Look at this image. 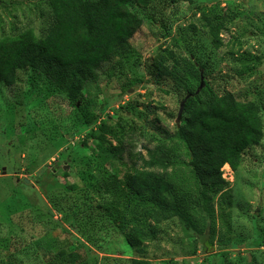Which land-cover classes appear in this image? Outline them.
Listing matches in <instances>:
<instances>
[{
  "label": "rangeland",
  "instance_id": "rangeland-1",
  "mask_svg": "<svg viewBox=\"0 0 264 264\" xmlns=\"http://www.w3.org/2000/svg\"><path fill=\"white\" fill-rule=\"evenodd\" d=\"M213 5L225 16L220 47L213 44L203 20V11ZM50 20L47 0H0V38L25 29L43 37ZM124 20L130 51L105 63L98 80L85 87L103 109L100 121L124 127L122 161L106 156L65 94L47 95L23 71L15 85L0 83V264H131L138 258L117 227L94 218L97 224L83 229L86 240L73 226V217L88 207L86 195L94 204L100 201L99 167L123 177L133 166H142L141 154L148 158V147L162 143L165 130L179 125L186 92L156 70L158 61L172 65L168 50L194 51L208 62L213 82L241 101L262 105L264 122V0H176L173 6L156 2ZM247 52L260 55L263 62L240 75L242 65L233 55ZM183 77L198 89L199 82ZM127 104L136 108L134 114L125 110ZM255 154L240 171L222 167L225 189L233 199V247L219 249L215 244L206 250L201 237L176 219L164 223L159 239L149 242L148 259L264 264V139ZM77 220L85 222V217Z\"/></svg>",
  "mask_w": 264,
  "mask_h": 264
},
{
  "label": "trees",
  "instance_id": "trees-1",
  "mask_svg": "<svg viewBox=\"0 0 264 264\" xmlns=\"http://www.w3.org/2000/svg\"><path fill=\"white\" fill-rule=\"evenodd\" d=\"M175 1L47 0L51 20L45 36L25 29L0 38V83L7 87L15 85L23 71L29 73L34 85L40 82L47 95L65 94L80 115L82 125L91 128L89 136L106 156L122 161L124 127L117 123L114 128L109 121H100L103 109L98 108L96 97L85 93V87L98 80V72L105 63L130 51L131 43L122 30L127 15L156 2L173 6ZM205 10L204 25L213 44L220 47L224 11L219 5ZM168 52L172 65L158 61L156 70L182 86L185 97L191 94L179 125L173 131L165 130L164 141L148 147V158L141 154L142 166H133L123 177L99 167L100 201L94 204L86 195L88 207L75 210L77 216L73 217V226L86 240L89 237L84 232L88 229L85 225L97 224L92 223L94 218L117 227L138 255L131 259V264H178L173 260L156 263L147 255L148 244L159 239L162 225L176 219L201 237L206 250L215 244L219 249L233 247V199L231 191L225 189L228 182L222 176V167L240 171L256 155L255 149L264 139L262 105L258 101H241L233 91L213 82L208 62L194 51ZM233 56L242 65L240 75L263 62L260 55L250 52ZM202 71L207 79L196 93L183 74L200 85ZM175 92L180 93L177 89ZM124 108L132 114L136 112L131 104ZM107 135L118 144H113ZM83 217L85 222L77 220ZM220 227L225 231L219 233Z\"/></svg>",
  "mask_w": 264,
  "mask_h": 264
},
{
  "label": "water",
  "instance_id": "water-1",
  "mask_svg": "<svg viewBox=\"0 0 264 264\" xmlns=\"http://www.w3.org/2000/svg\"><path fill=\"white\" fill-rule=\"evenodd\" d=\"M204 74L202 72L201 74V82H200V85L198 87V89L196 90V93H199L200 90L203 88L204 86ZM191 94H188L180 103V110H179V113H178V120L180 121L181 120V117L183 115V112H184V108H185V104L186 102L188 101V99L190 98Z\"/></svg>",
  "mask_w": 264,
  "mask_h": 264
}]
</instances>
